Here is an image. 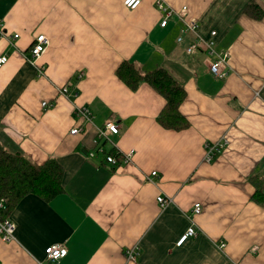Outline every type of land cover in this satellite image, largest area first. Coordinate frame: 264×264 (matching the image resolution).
<instances>
[{
  "label": "crops",
  "instance_id": "obj_1",
  "mask_svg": "<svg viewBox=\"0 0 264 264\" xmlns=\"http://www.w3.org/2000/svg\"><path fill=\"white\" fill-rule=\"evenodd\" d=\"M124 2L0 0V56H8L0 142L63 171L60 194H29L13 208L15 239L0 238V264H264V0ZM160 3L172 11L166 27ZM251 5L262 18L248 14ZM190 20L206 39L217 32V51L230 55L225 78L203 53H186ZM40 34L49 45L33 64ZM124 61L143 73L165 68L182 85L186 128L158 121L165 97L145 82L132 90L117 74ZM78 107L91 122L77 118ZM109 119L120 127L105 145V154H119L116 166L90 156ZM75 126L82 132L72 135ZM222 143L208 162L207 145ZM128 153L132 162L123 163ZM191 227L196 236L178 245ZM57 243L68 254L48 261L45 250Z\"/></svg>",
  "mask_w": 264,
  "mask_h": 264
},
{
  "label": "trees",
  "instance_id": "obj_2",
  "mask_svg": "<svg viewBox=\"0 0 264 264\" xmlns=\"http://www.w3.org/2000/svg\"><path fill=\"white\" fill-rule=\"evenodd\" d=\"M247 12L256 19L263 16V11L257 5L248 7ZM117 74L132 90L145 82L165 97L167 105L158 118L164 127L180 130L188 126L179 112L185 95L183 87L168 70L158 68L143 73L133 61H124ZM62 177L63 171L57 161L50 160L43 165H37L19 150H9L0 142V200L4 201L0 218L9 217L13 208L26 195L38 194L47 200L54 198L63 190ZM255 198L259 201L257 195Z\"/></svg>",
  "mask_w": 264,
  "mask_h": 264
},
{
  "label": "built area",
  "instance_id": "obj_3",
  "mask_svg": "<svg viewBox=\"0 0 264 264\" xmlns=\"http://www.w3.org/2000/svg\"><path fill=\"white\" fill-rule=\"evenodd\" d=\"M142 0H125L124 4L126 7L130 9H136L141 4ZM159 8L166 12L165 18L161 22L162 27H166L168 25V17L172 14V11L168 10L162 3L159 4ZM187 7H184L183 10L185 11ZM183 17V16H180ZM183 32L185 34H192L194 35V39L191 41V43L186 47V53L188 55H194L197 53H203L208 59H209V70L212 74H214L218 78H225L227 75V72L225 68L228 66L230 55L228 53H222L218 52L216 49V36L217 32L212 31L210 38L206 39L203 36H201L199 32V25L196 21L190 20L185 22V27L183 29ZM6 33L4 32V29L2 25L0 24V36L4 37ZM15 38L18 37V35L14 36ZM184 41V37L180 36L178 38V43H182ZM49 45V40L46 37L45 34H40L36 37L33 46L31 47L30 56L28 57V60L35 64V61L38 60L46 51L47 47ZM8 62V56L1 55L0 56V68L4 66ZM81 77H83V73L80 74ZM60 93L64 96L70 97V90L68 87H63L60 89ZM75 115L78 119L85 120V121H92V114L90 110L86 107H78L75 110ZM82 132L81 127L75 126L71 130V134H79ZM120 132L119 124L116 122V120L109 119L104 123L103 126H100L97 130L96 138H95V150L91 151L90 156L92 158H95L99 154H105V145L107 141L109 140V137L111 135H117ZM218 147V148H217ZM217 147L207 145V154H206V160L208 162L212 161L217 153L221 152L225 144H218ZM103 159L113 165L116 166L119 163V159L117 158L113 153H106L105 155H102ZM123 163H131L132 162V153L125 154L123 156ZM121 162V163H122ZM157 172H153L152 175L155 176ZM158 202L164 206L168 204V200L163 197H158ZM4 206V201L0 200V209ZM202 210L201 204H196L194 207V212L200 213ZM196 236V230L194 227H191L188 229L187 233L180 239L178 242V245H182L189 237ZM0 238L5 242H10L15 239V224L8 218H0ZM226 244L224 242L221 243V247L224 248ZM46 259L48 261H59L60 259L64 258L68 254L67 248L60 243L50 245L46 248ZM130 258L134 257V252H129Z\"/></svg>",
  "mask_w": 264,
  "mask_h": 264
},
{
  "label": "rangeland",
  "instance_id": "obj_4",
  "mask_svg": "<svg viewBox=\"0 0 264 264\" xmlns=\"http://www.w3.org/2000/svg\"><path fill=\"white\" fill-rule=\"evenodd\" d=\"M92 159H94V158H92Z\"/></svg>",
  "mask_w": 264,
  "mask_h": 264
}]
</instances>
